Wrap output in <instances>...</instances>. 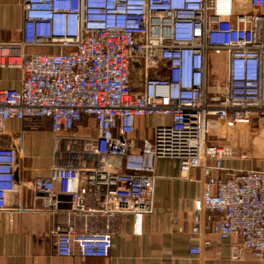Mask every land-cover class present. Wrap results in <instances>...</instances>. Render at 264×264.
<instances>
[{
    "label": "built area",
    "instance_id": "obj_1",
    "mask_svg": "<svg viewBox=\"0 0 264 264\" xmlns=\"http://www.w3.org/2000/svg\"><path fill=\"white\" fill-rule=\"evenodd\" d=\"M243 1L22 0L20 39L0 41V69L19 75L17 87L0 85V132L9 119L48 120L52 163L29 185L57 217V255L107 256L124 213L140 233L154 162L174 157L182 176L201 178L190 253L211 245L210 232L235 239L231 259L264 261V168L233 165L246 154L218 137L264 123V0ZM209 51L225 66L211 85ZM147 116L164 120L138 138ZM18 164L17 148L0 143V210Z\"/></svg>",
    "mask_w": 264,
    "mask_h": 264
},
{
    "label": "crops",
    "instance_id": "obj_2",
    "mask_svg": "<svg viewBox=\"0 0 264 264\" xmlns=\"http://www.w3.org/2000/svg\"><path fill=\"white\" fill-rule=\"evenodd\" d=\"M21 2L0 0V41L20 39ZM32 50L35 49L28 48L29 52ZM0 85L17 87L18 71L0 69ZM160 117L137 118L135 136L150 138L153 127L164 120ZM33 122L9 119L0 132V143L13 144L19 153L22 151L19 162L23 167L18 164V188L7 194V208L0 210V264H264L248 252L241 259H231V243L235 239H218L210 232L207 237L211 245L201 254L190 253L189 248L199 240L190 229L201 178L198 169L189 171L190 178L182 176L179 159L174 157L157 158L154 162L153 208L143 216L140 233L134 231L133 215L124 213L107 256L57 255L51 233L57 217L42 208L43 196L29 185L34 177L45 176L48 172L52 163L53 135L47 119L36 121V126ZM86 123H90L89 119H84L83 124Z\"/></svg>",
    "mask_w": 264,
    "mask_h": 264
},
{
    "label": "rangeland",
    "instance_id": "obj_3",
    "mask_svg": "<svg viewBox=\"0 0 264 264\" xmlns=\"http://www.w3.org/2000/svg\"><path fill=\"white\" fill-rule=\"evenodd\" d=\"M32 49H35L32 51H40L39 48L36 47ZM224 67L223 54L209 51L207 83L211 85L214 81L222 80ZM160 118L162 119V116ZM218 130V137L222 140L221 142H230L235 146L234 151L236 152V156H239L241 151L246 154L243 158L236 157V159L233 160V165L247 168H264V123L240 126L236 129L219 127ZM231 130L233 134L237 133V135L229 134V132H232ZM15 141L18 142L17 140ZM21 154L22 151L19 153L20 159L22 158ZM20 167L23 168L21 161Z\"/></svg>",
    "mask_w": 264,
    "mask_h": 264
},
{
    "label": "trees",
    "instance_id": "obj_4",
    "mask_svg": "<svg viewBox=\"0 0 264 264\" xmlns=\"http://www.w3.org/2000/svg\"><path fill=\"white\" fill-rule=\"evenodd\" d=\"M45 50V49H42V51Z\"/></svg>",
    "mask_w": 264,
    "mask_h": 264
}]
</instances>
